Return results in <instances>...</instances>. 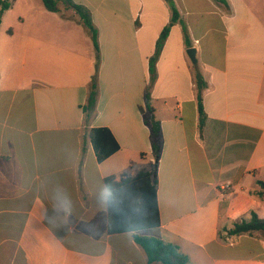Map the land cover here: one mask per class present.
Instances as JSON below:
<instances>
[{
    "label": "crops",
    "instance_id": "obj_1",
    "mask_svg": "<svg viewBox=\"0 0 264 264\" xmlns=\"http://www.w3.org/2000/svg\"><path fill=\"white\" fill-rule=\"evenodd\" d=\"M73 1L92 13L98 71L89 30L63 2L51 12L15 0L2 15L0 264H149L132 234H109L105 185L156 163L148 93L161 125V226L141 234L179 246L191 264H264V231L230 233L255 214L264 219V8L254 0H172L178 20L150 86L170 4ZM198 74L207 84L203 123ZM97 129L119 147L103 162L91 139Z\"/></svg>",
    "mask_w": 264,
    "mask_h": 264
},
{
    "label": "trees",
    "instance_id": "obj_2",
    "mask_svg": "<svg viewBox=\"0 0 264 264\" xmlns=\"http://www.w3.org/2000/svg\"><path fill=\"white\" fill-rule=\"evenodd\" d=\"M173 10V20L171 25L166 27L159 37L156 52L150 60L151 85L156 80V65L159 61L164 45L169 37L170 28L177 22L178 12L173 6L172 0H166ZM15 0H0V24L2 15L5 11L12 8ZM59 2H63L67 8L74 10L85 27L89 30L97 57V71L100 66V45L99 33L92 19L91 11L75 3L73 0H43L45 7L51 12H59ZM198 87V106L201 123L206 118L203 105V91L207 87L200 74L197 76ZM150 90V87H149ZM99 87L97 74L93 77L90 85V93L87 105L84 107L85 120L88 124L96 113ZM147 109L149 112L145 122L150 127L153 137V151L156 163L151 170H142L136 177L121 176L120 181L116 177L105 179L108 198L109 223L108 231L111 235L132 234L134 241L145 251L149 264H191L190 257L181 251L180 247L166 242L154 236L141 234L143 231L157 229L161 226L159 207L157 203V164L161 155V125L155 118V109L151 103L150 94L146 98ZM99 129L91 132L97 158L99 162L105 161L119 147L111 148L107 137L101 135ZM264 187V183L260 182ZM255 231H264V219H260L256 214L251 221L237 224L231 230L232 235H243Z\"/></svg>",
    "mask_w": 264,
    "mask_h": 264
},
{
    "label": "rangeland",
    "instance_id": "obj_3",
    "mask_svg": "<svg viewBox=\"0 0 264 264\" xmlns=\"http://www.w3.org/2000/svg\"><path fill=\"white\" fill-rule=\"evenodd\" d=\"M27 1H30V2H32V3H35L36 5L37 4H40L41 5V8H43L44 10H46V7H45V5H44V3H43V0H19V6L21 7L22 5H24ZM254 2L257 4V5H259L260 7H263L264 8V0H254ZM263 21H264V17H263ZM18 23V22H17ZM27 23H30V20L27 18ZM10 24V23H9ZM21 26H25V25H21ZM9 27V26H8ZM8 27H7V29H8ZM14 28H16L17 29V26H16V24H14V26H13ZM5 28L6 27H0V34L2 33V32H4V31H6L5 30ZM153 233V235H154V232H152ZM149 236L151 235V234H148ZM205 264V263H204ZM207 264V263H206Z\"/></svg>",
    "mask_w": 264,
    "mask_h": 264
},
{
    "label": "water",
    "instance_id": "obj_4",
    "mask_svg": "<svg viewBox=\"0 0 264 264\" xmlns=\"http://www.w3.org/2000/svg\"><path fill=\"white\" fill-rule=\"evenodd\" d=\"M188 55L190 57V59L192 60V62L194 63V65L197 63V58H196V49L195 48H191L188 50Z\"/></svg>",
    "mask_w": 264,
    "mask_h": 264
}]
</instances>
